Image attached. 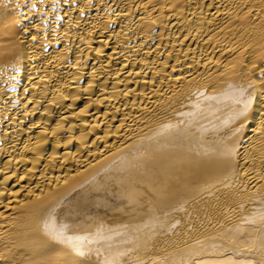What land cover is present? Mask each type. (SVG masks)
Returning <instances> with one entry per match:
<instances>
[{"label": "bare ground", "instance_id": "bare-ground-1", "mask_svg": "<svg viewBox=\"0 0 264 264\" xmlns=\"http://www.w3.org/2000/svg\"><path fill=\"white\" fill-rule=\"evenodd\" d=\"M0 264H264V0H0Z\"/></svg>", "mask_w": 264, "mask_h": 264}]
</instances>
